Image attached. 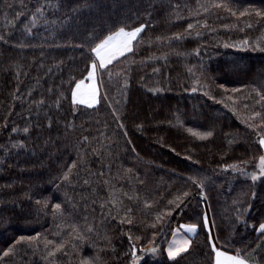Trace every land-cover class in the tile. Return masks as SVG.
<instances>
[{"label": "trees", "instance_id": "obj_1", "mask_svg": "<svg viewBox=\"0 0 264 264\" xmlns=\"http://www.w3.org/2000/svg\"><path fill=\"white\" fill-rule=\"evenodd\" d=\"M220 2L0 0V264H214L212 243L264 264V0ZM140 24L96 105L73 102L87 32Z\"/></svg>", "mask_w": 264, "mask_h": 264}, {"label": "snow or ice", "instance_id": "obj_2", "mask_svg": "<svg viewBox=\"0 0 264 264\" xmlns=\"http://www.w3.org/2000/svg\"><path fill=\"white\" fill-rule=\"evenodd\" d=\"M48 3H52V0H47ZM21 5H23V0H20ZM53 7L59 8L60 4H53ZM83 6H88L87 4ZM216 7H226L225 4H223L222 0L220 3L215 4ZM206 10V9H205ZM43 8L37 7L35 11L33 12L32 20L33 23L36 20L35 13L36 12H42ZM68 11L75 12L78 11V7H72L68 9ZM228 11L235 15L236 13L233 11L232 8H228ZM21 13H16V17H19ZM240 15L243 16L244 12H240ZM257 15L264 16V12H261L260 10H257ZM67 19V16L65 17ZM25 29L28 32H31L32 29L25 24ZM193 27L192 24H188V29H191ZM145 28L144 24H140L137 27L127 29L125 26H119L115 30L107 29V34L103 35V31L100 32V35H102L103 38H98L97 34V27H94L91 31L87 32V36L89 39L95 41L98 39V42L95 43L94 47H90L89 51L91 53H94V56L91 58L90 68L87 69V80L92 81L91 83H86L84 79L77 80L75 82V87L71 91L72 100L73 102L79 101L80 104L92 106L95 105L98 102V88L96 84V78H97V72L99 70L107 71V66L114 60H116L118 57L124 56L125 53H128L132 50L133 41L137 40L139 34H141L142 30ZM179 38H183L181 34L177 33L175 34ZM199 35V33H197ZM10 38H6L4 35H0V40H6ZM258 46V45H257ZM112 73H109V77L111 78ZM115 111V109H113ZM253 115H256V113H253ZM119 118V116H117ZM120 127H123V124L120 125ZM252 127H255V125H252ZM27 128L24 129L25 132H27ZM13 132L16 131L15 128L12 129ZM189 131H192V129H189ZM202 136H210L212 135L211 132H206L200 134ZM86 139V138H85ZM23 142H19V144H22ZM260 144L264 145V137H261ZM260 171L257 173L252 174V179L255 180L257 176L264 175V155L260 156ZM226 167H231L226 166ZM69 173L65 172L62 179H66L68 177ZM186 195V193L184 194ZM177 200L180 199V197L176 198ZM113 203H115V200H113ZM172 203V202H170ZM56 209H60V204L54 205ZM128 212L131 211V209L127 210ZM166 211L170 214L172 209H166ZM159 219V215L157 217ZM206 219V218H205ZM128 223H131V220H128ZM75 228V226H73ZM91 227V226H89ZM185 228L189 232H195L197 229V224H186L184 225ZM259 229L264 231V222H261L259 224ZM155 235V233H153ZM40 233H36L35 237H29V240L35 239L36 237H39ZM21 240L25 239L24 237L20 238ZM151 243V242H150ZM191 241H189L187 238H184L182 240H177L174 243H170L168 247V256L169 257H177L181 253L185 252L189 246ZM53 244L52 241H46L45 246ZM63 243L56 244L49 255H53L55 252L63 248ZM211 249L215 253L214 257V264H252V262L249 259H246L242 257L239 254H233L230 251L222 250V248L217 247L215 243L211 244ZM10 251V250H9ZM146 251L149 252H156V248L152 247L147 249ZM7 255V253H5ZM93 259L98 260L99 257L95 258H86L81 261V264H93ZM133 264H135V259L133 260Z\"/></svg>", "mask_w": 264, "mask_h": 264}, {"label": "crops", "instance_id": "obj_3", "mask_svg": "<svg viewBox=\"0 0 264 264\" xmlns=\"http://www.w3.org/2000/svg\"><path fill=\"white\" fill-rule=\"evenodd\" d=\"M126 54V53H125ZM97 75H98V72H97ZM98 78V76H97ZM99 83V82H98ZM100 90V89H99ZM98 95H99V92H98ZM79 103V102H78ZM84 105V104H83ZM96 105V104H95ZM87 106V105H86ZM94 106V105H93ZM185 224L179 226L178 228H176L171 237H170V240L166 246V251L168 250V247H169V244L170 243H174L175 241L177 240H182L184 238H187L189 241H190V238L194 235L195 232H189L187 230V228L184 227ZM178 237V238H177ZM168 254V252H167ZM235 255V254H234ZM214 257H215V253H214Z\"/></svg>", "mask_w": 264, "mask_h": 264}, {"label": "rangeland", "instance_id": "obj_4", "mask_svg": "<svg viewBox=\"0 0 264 264\" xmlns=\"http://www.w3.org/2000/svg\"><path fill=\"white\" fill-rule=\"evenodd\" d=\"M92 56H94V53H92ZM85 81H86V83H91L92 81H89V80H87V75L85 76V78H83ZM96 84H97V88H98V92H99V83H98V78H96ZM75 87V86H74ZM77 103L79 102V101H76ZM88 106V105H87ZM93 106V105H92ZM261 137H264V136H261ZM261 137L259 138V140L261 139ZM261 147H262V155H264V145H261ZM261 169H260V161L258 162V172L260 171ZM178 238V237H177ZM167 252H168V250H167ZM140 256H138V257H135V258H133V260L135 259V264H138V262H139V260H140ZM244 258H246V257H244ZM133 260H131V262H130V264H133Z\"/></svg>", "mask_w": 264, "mask_h": 264}]
</instances>
